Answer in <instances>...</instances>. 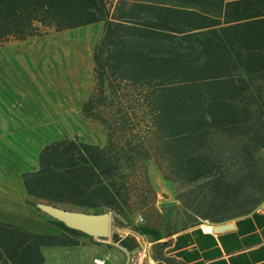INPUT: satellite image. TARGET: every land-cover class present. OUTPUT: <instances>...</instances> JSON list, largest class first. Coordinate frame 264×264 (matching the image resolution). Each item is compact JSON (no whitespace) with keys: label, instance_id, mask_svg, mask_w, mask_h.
Here are the masks:
<instances>
[{"label":"trees","instance_id":"obj_1","mask_svg":"<svg viewBox=\"0 0 264 264\" xmlns=\"http://www.w3.org/2000/svg\"><path fill=\"white\" fill-rule=\"evenodd\" d=\"M255 22L203 29L213 23L197 13L133 0H0V44L41 29L101 28L91 50L94 86L80 113L100 124L103 139L63 136L43 145L22 175L25 205L73 235L85 234L34 203L108 211L113 226L148 233L132 219L151 211L152 168L177 201L161 220L172 231L260 205L264 32ZM62 242L0 219V264H40V245Z\"/></svg>","mask_w":264,"mask_h":264},{"label":"rangeland","instance_id":"obj_2","mask_svg":"<svg viewBox=\"0 0 264 264\" xmlns=\"http://www.w3.org/2000/svg\"><path fill=\"white\" fill-rule=\"evenodd\" d=\"M100 33L99 25L41 29L38 36L0 44V219L15 223L14 217L32 212L19 185L43 145L63 136L102 141L100 124L80 113L93 90L91 50Z\"/></svg>","mask_w":264,"mask_h":264},{"label":"crops","instance_id":"obj_3","mask_svg":"<svg viewBox=\"0 0 264 264\" xmlns=\"http://www.w3.org/2000/svg\"><path fill=\"white\" fill-rule=\"evenodd\" d=\"M133 1L170 12L197 13L204 21L213 23L202 25L203 29L257 21L255 28L264 32V0ZM150 172L154 176L155 197L151 211L143 212L140 221L151 232L139 234L127 226H113L109 227L105 238L73 235L56 227L47 217L33 212L14 217L15 224L32 233L53 235L56 240L63 241L40 245V264H264V201L242 215L218 216L215 218L218 222L200 219L197 225L172 231L170 225L161 224L164 217L170 218V204L177 203L172 196V187L160 175L155 178L154 168ZM19 188L23 198L21 183ZM55 206L67 209L63 204ZM133 221L136 222L137 217ZM203 223L211 227L223 223L230 226L218 232L203 231ZM138 252H141L140 262L135 260Z\"/></svg>","mask_w":264,"mask_h":264},{"label":"water","instance_id":"obj_4","mask_svg":"<svg viewBox=\"0 0 264 264\" xmlns=\"http://www.w3.org/2000/svg\"><path fill=\"white\" fill-rule=\"evenodd\" d=\"M34 207L41 213L60 221L66 227L74 229L82 234L98 238H105L108 236L110 227V214L108 211L90 213L80 210L65 209L41 201L35 202ZM262 207L264 208V203ZM229 226V223L214 225L212 226V231L218 232L225 230Z\"/></svg>","mask_w":264,"mask_h":264},{"label":"built area","instance_id":"obj_5","mask_svg":"<svg viewBox=\"0 0 264 264\" xmlns=\"http://www.w3.org/2000/svg\"><path fill=\"white\" fill-rule=\"evenodd\" d=\"M140 220H141V217H140V216H137V221H140ZM203 225H207L208 227L211 228V229H203V227H202L201 229H202L203 231H211V230H212L211 225H209V224H204V223H203ZM135 260H136L137 262H140V261H141V252H138V253L136 254ZM149 262H151V260H149Z\"/></svg>","mask_w":264,"mask_h":264},{"label":"bare ground","instance_id":"obj_6","mask_svg":"<svg viewBox=\"0 0 264 264\" xmlns=\"http://www.w3.org/2000/svg\"><path fill=\"white\" fill-rule=\"evenodd\" d=\"M203 229H211V228L205 225Z\"/></svg>","mask_w":264,"mask_h":264}]
</instances>
